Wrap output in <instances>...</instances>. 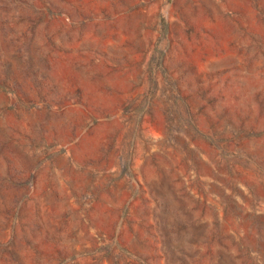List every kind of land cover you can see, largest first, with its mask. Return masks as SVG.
I'll return each instance as SVG.
<instances>
[{"label": "rangeland", "instance_id": "rangeland-1", "mask_svg": "<svg viewBox=\"0 0 264 264\" xmlns=\"http://www.w3.org/2000/svg\"><path fill=\"white\" fill-rule=\"evenodd\" d=\"M0 264H264V0H0Z\"/></svg>", "mask_w": 264, "mask_h": 264}]
</instances>
